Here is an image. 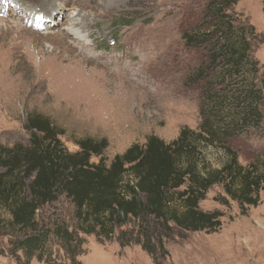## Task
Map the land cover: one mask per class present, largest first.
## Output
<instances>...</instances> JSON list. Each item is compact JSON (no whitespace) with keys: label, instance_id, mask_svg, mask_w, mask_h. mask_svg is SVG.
Masks as SVG:
<instances>
[{"label":"rangeland","instance_id":"374dc122","mask_svg":"<svg viewBox=\"0 0 264 264\" xmlns=\"http://www.w3.org/2000/svg\"><path fill=\"white\" fill-rule=\"evenodd\" d=\"M208 1L0 0V145L28 143L24 126L32 111L66 132L61 140L71 152L78 151V139H107V160L151 135L170 143L183 128L197 129L202 93L196 75L207 52L187 47L183 34L199 26ZM230 13L264 34L262 0H239ZM73 24L85 39L68 31ZM254 57L263 71L264 44ZM261 129L247 145L263 157L264 121ZM206 156L215 167L225 161L215 149ZM220 195L221 187L212 188L200 207L224 213L221 230L176 235L159 264H264V192L246 216L236 203L216 201ZM72 211L63 199L43 216L51 227ZM0 215L7 226L0 231V264H49L20 251L8 213L0 208ZM83 239L81 264H155L139 246ZM44 258L71 264L54 238Z\"/></svg>","mask_w":264,"mask_h":264},{"label":"trees","instance_id":"16d2710c","mask_svg":"<svg viewBox=\"0 0 264 264\" xmlns=\"http://www.w3.org/2000/svg\"><path fill=\"white\" fill-rule=\"evenodd\" d=\"M238 2L209 0L199 26L183 34L187 47L207 52L196 75L202 93L197 129L183 128L170 143L151 135L107 160V139H78V151L71 152L61 140L66 132L32 111L24 126L28 143L0 145V208L29 259L50 264L44 256L54 238L71 264H81L83 236H94L102 245L139 246L159 264L176 235L221 230L224 213L200 207L212 188L224 193L216 201L236 203L243 216L260 205L264 155L247 144L264 121V70L254 57L264 34L230 13ZM209 149L224 155L222 165L207 159ZM63 199L72 206L70 219L49 227L45 208ZM5 226L0 215V231Z\"/></svg>","mask_w":264,"mask_h":264},{"label":"bare ground","instance_id":"6f19581e","mask_svg":"<svg viewBox=\"0 0 264 264\" xmlns=\"http://www.w3.org/2000/svg\"><path fill=\"white\" fill-rule=\"evenodd\" d=\"M46 3V2H45ZM34 13V12H33ZM73 23V22H72ZM74 25V24H73ZM71 26L69 29H68V31L70 32V33H73V34H75V36H76V38H78V39H85V36L84 35H81L79 32H78V30L75 28V25L74 26Z\"/></svg>","mask_w":264,"mask_h":264}]
</instances>
